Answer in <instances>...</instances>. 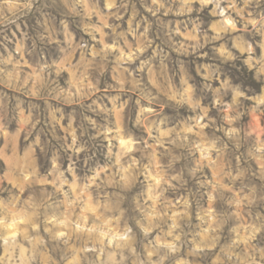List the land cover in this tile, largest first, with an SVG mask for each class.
<instances>
[{"label":"rangeland","instance_id":"rangeland-1","mask_svg":"<svg viewBox=\"0 0 264 264\" xmlns=\"http://www.w3.org/2000/svg\"><path fill=\"white\" fill-rule=\"evenodd\" d=\"M0 264H264V0H0Z\"/></svg>","mask_w":264,"mask_h":264}]
</instances>
